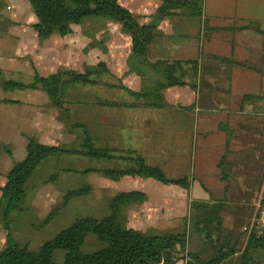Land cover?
Wrapping results in <instances>:
<instances>
[{
    "label": "rangeland",
    "instance_id": "obj_1",
    "mask_svg": "<svg viewBox=\"0 0 264 264\" xmlns=\"http://www.w3.org/2000/svg\"><path fill=\"white\" fill-rule=\"evenodd\" d=\"M23 1L22 3L28 7L11 0H2L0 39L7 43H15L17 40L14 33L18 25L16 12L24 13L23 17H26L27 11L30 10V13L34 11L29 0ZM122 2L139 15L142 21L144 20L137 11V0H122ZM75 28L84 34L98 35L103 45L108 46L106 54H109L110 48L115 50L121 47L122 51H130V40L122 35L118 25L110 21L92 18L83 24L75 25L74 30ZM104 32L105 34H102ZM48 39L50 38L40 40L42 43H49ZM89 49L87 45L83 52L87 53L85 50ZM19 60L26 61L24 58ZM94 60H97L96 57ZM27 66L31 67L29 62ZM82 69L85 72L86 65H83ZM10 70L6 68V72L0 71V199L3 194L2 189L8 183L10 170L27 155L25 144H28L30 137H36L45 144L67 145L77 136V132H72L62 121L61 110L54 106L46 91L44 92L43 89L33 91L32 88L22 89L13 86L6 88L5 84L12 81L8 80L11 76ZM22 70L27 74L21 77V81L27 82L30 80L27 72L29 70ZM100 81L97 84L68 87V100L77 97L81 100L80 103L84 101L82 104H67L73 110V121L91 125L93 132L100 137L99 143L116 147V153L121 154L119 148H126L127 151L124 153L127 155L126 152L129 150H136L144 155L150 164L162 167L168 175L178 176L184 173L186 167L180 163L181 160L168 159L169 149H173L178 144L183 147V143L170 144L169 137L166 136L167 129L159 127L158 124L153 125L160 121L165 112L125 107L124 104L133 97L128 91L129 94L126 93L123 80L114 73L100 75ZM103 82L109 86L101 84ZM94 97L95 103L92 106L88 105L87 102L92 103ZM168 97L173 104L182 103L181 97L174 94H169ZM106 102L108 104H105ZM110 103H120V105ZM167 112L171 113V110ZM55 120L57 125L59 122L64 126L56 128L53 126L56 125ZM52 121L54 123H51ZM230 156L234 159L237 153H232ZM234 163L236 166L239 161L236 159ZM92 166H102V164L85 157L67 154L60 158L45 160L28 182V193L23 207L13 211L8 222L3 215L0 216V252L7 246L9 235L19 243L27 244L31 249L37 250L44 242L55 237L79 217L104 216L108 212L107 208L112 198L119 192L130 190H140L148 196L143 203H135L126 208L125 215L130 227L153 233L182 231L183 218L189 213V198L205 196L208 200H226V210L223 212L225 226L233 233L234 242L238 241L239 247L244 246L247 235L252 232L249 229L253 222L255 203L263 186L264 161L254 176H246L238 168L234 169L226 180L229 185L228 190L223 187L225 182L222 175L209 173L204 180V190L200 191V197L197 196L199 194L197 191H191L189 194L182 188L164 185L153 178L130 176L116 181L97 172L82 175L77 171ZM82 186L90 187V194L73 198L65 203L67 191ZM51 213L55 214L49 219ZM243 231L248 232L245 235ZM197 241V238H194L189 249L199 246L200 243ZM100 247L99 241L91 235L84 249L93 252ZM64 256L65 252L58 250L54 258L56 261H63Z\"/></svg>",
    "mask_w": 264,
    "mask_h": 264
},
{
    "label": "trees",
    "instance_id": "obj_2",
    "mask_svg": "<svg viewBox=\"0 0 264 264\" xmlns=\"http://www.w3.org/2000/svg\"><path fill=\"white\" fill-rule=\"evenodd\" d=\"M38 22L34 28L41 40L58 34L73 33L74 26L92 18L121 25L122 32L132 39L129 56V72L148 79L154 78L150 87L134 91L125 86L135 98H144L145 104L154 106L165 101L163 90L187 84V75L198 74V63L194 60H152L151 45L162 33L159 25L179 11L183 17L201 18L203 0H161L158 10L143 22L141 17L121 3L120 0H29ZM2 0H0V8ZM103 71L111 73L105 62L97 66H86L85 72L61 68L49 76L36 73L31 83L9 81L6 88L43 89L51 102L62 112V121L77 132L76 139L67 145H50L30 137L27 155L15 164L8 174V183L3 187L0 199V216L7 222L13 211L21 209L26 202L27 185L41 164L53 157L78 155L101 163L77 170L82 175L97 172L106 178L120 180L125 176L153 178L164 184H176L186 189L191 187L188 177L174 178L165 170L150 164L136 151L116 153L110 144H100V138L85 122L73 121L71 103L67 89L72 85L98 83ZM105 104H108L106 102ZM120 105V103H110ZM122 105V104H121ZM135 106V102L131 103ZM130 154V155H129ZM90 194V187L68 190L65 203L73 198ZM148 198L140 190L119 192L114 196L102 217L83 216L61 230L55 237L44 242L37 250L21 244L9 235L7 246L0 252V264H174L186 260V264H264V239L254 232L247 235L243 247L234 242V235L225 226L226 210L222 201L193 200L189 214L184 217L182 231L147 232L128 225L125 210ZM56 213V212H55ZM51 213L49 219L55 214ZM245 235L248 231H243ZM94 236L101 247L87 252L84 246L89 236ZM200 245L189 249L193 239ZM65 252L63 261H56L55 252Z\"/></svg>",
    "mask_w": 264,
    "mask_h": 264
},
{
    "label": "crops",
    "instance_id": "obj_3",
    "mask_svg": "<svg viewBox=\"0 0 264 264\" xmlns=\"http://www.w3.org/2000/svg\"><path fill=\"white\" fill-rule=\"evenodd\" d=\"M11 1L27 6L23 4V0ZM137 1V11L143 17V22H149L161 5V0ZM203 1L201 18L183 17L176 14L179 13L177 11L160 23L159 30L162 33L151 45L153 61L194 60L198 63V74L187 75V84L183 86L164 89L163 103L149 106L145 104L144 98H135L130 94L133 100L124 104L132 109L165 112L160 121L153 125L158 124L167 129L166 136L169 137L170 144L183 143V147L178 144L169 149L168 159L181 160L180 163L188 170L178 176H168L188 177L191 187L186 189L155 180L164 185L182 188L189 194L197 191L198 197L200 191L204 190V180L209 173L222 175L225 182L223 187L228 190L226 180L234 169L238 168L246 176H254L264 161V0ZM23 15L24 13L16 12V42L7 43L0 39V71L11 69L8 80L21 81V77L27 74L22 69L29 70L26 71L30 80L21 82L29 83L36 73L49 76L64 67L83 72V65L97 66L103 61L111 73L103 71L102 74L118 75L124 86L131 90L141 91L153 84L154 78L145 80L141 75L129 72L132 39L122 29V35L130 40L129 53L119 47L115 50L110 48L109 54H106L108 46L103 45L98 35L84 34L76 28L71 34H55L48 39L49 43H42L34 28V24L38 22L34 11H27L26 17ZM110 23L121 28L120 24ZM87 45L90 49L84 53ZM95 57L97 60H94ZM23 58L26 59L25 62L19 60ZM28 62L31 67L27 66ZM98 79V83L101 82L100 77ZM101 84L109 86L105 82ZM125 91L130 93L126 88ZM169 94L181 97L182 103H171ZM70 101L71 104L81 102L77 97L70 98ZM95 101L94 97L92 103L87 104L92 106ZM133 102L135 106H131ZM170 110L171 113L167 112ZM58 124L53 126H64L62 123ZM119 149L127 151L126 148ZM232 153H237L234 159L230 156ZM236 159L239 164L235 166ZM209 169L212 171L209 172ZM189 199V206L193 200L215 201L208 200L205 196ZM259 199L260 196L255 208ZM221 200L226 203L225 199L216 201ZM181 261L184 264L187 262H178Z\"/></svg>",
    "mask_w": 264,
    "mask_h": 264
},
{
    "label": "built area",
    "instance_id": "obj_4",
    "mask_svg": "<svg viewBox=\"0 0 264 264\" xmlns=\"http://www.w3.org/2000/svg\"><path fill=\"white\" fill-rule=\"evenodd\" d=\"M250 230L254 232L258 237L264 239V186L260 194V199L255 208L253 222Z\"/></svg>",
    "mask_w": 264,
    "mask_h": 264
}]
</instances>
